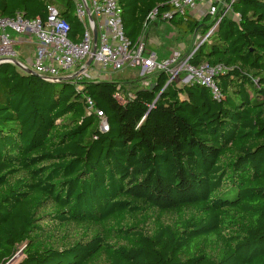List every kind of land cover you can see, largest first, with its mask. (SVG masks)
<instances>
[{
    "label": "trees",
    "instance_id": "obj_1",
    "mask_svg": "<svg viewBox=\"0 0 264 264\" xmlns=\"http://www.w3.org/2000/svg\"><path fill=\"white\" fill-rule=\"evenodd\" d=\"M167 1L119 0L126 36ZM51 4L79 42L74 0H0V17L45 20ZM231 10L189 60L222 67L219 100L196 82L162 91V71L154 90H79L0 63V264H264V0ZM169 23L207 35L212 17Z\"/></svg>",
    "mask_w": 264,
    "mask_h": 264
},
{
    "label": "built area",
    "instance_id": "obj_2",
    "mask_svg": "<svg viewBox=\"0 0 264 264\" xmlns=\"http://www.w3.org/2000/svg\"><path fill=\"white\" fill-rule=\"evenodd\" d=\"M202 1L207 2L206 13L212 17V25L206 35L207 40L222 18L231 10L234 0H168L166 4L170 9L161 13L158 7L153 9L148 15L145 30L156 20L169 22L175 14L183 16L190 14ZM74 2L76 16L83 25V35L79 42L70 39V25L60 15L59 8L53 4L48 5L45 20L27 19L21 13L14 17H0V63L14 64L25 73L30 69L51 82L60 79L71 80L76 84H82L86 80L112 81L113 71L138 69L140 72L138 84L147 89L154 83L152 77L162 71L168 77L162 91L174 81L183 82L187 79L184 84L192 82L202 84L212 91L215 99L221 98V91L214 78L222 71V67L190 64L189 60L198 47L187 54L175 51L167 58L159 59L155 52L148 50L143 38L144 33L135 41L126 36L119 0ZM235 16L238 18V15ZM30 39L35 44V56L31 60H21L16 49L17 40ZM128 95L130 98L134 97L132 93ZM115 98L121 103L126 101L121 84L118 85ZM87 103L89 113L95 112L101 118L104 117L102 112L96 110L90 98H87Z\"/></svg>",
    "mask_w": 264,
    "mask_h": 264
},
{
    "label": "rangeland",
    "instance_id": "obj_3",
    "mask_svg": "<svg viewBox=\"0 0 264 264\" xmlns=\"http://www.w3.org/2000/svg\"><path fill=\"white\" fill-rule=\"evenodd\" d=\"M207 12V10H205ZM207 15V13H206ZM229 17L235 18V14L230 10L227 14ZM202 19V18H201ZM200 19V20H201ZM144 41L148 47V50L156 52L162 56H170L173 52L179 51L183 54L191 52V50L199 47L203 42L206 41V35H203L201 31H197L193 34H185L178 31L169 22L163 20H156L145 30L143 35ZM23 60V59H21ZM109 70H112L109 68ZM113 80L120 81L124 78L138 79L140 77V72L138 69H129V71H113ZM177 80L179 85H183L186 82ZM77 88L81 90L82 84H77ZM106 128V121L103 117L100 123V129L104 130ZM20 258L18 257L11 264H15Z\"/></svg>",
    "mask_w": 264,
    "mask_h": 264
},
{
    "label": "crops",
    "instance_id": "obj_4",
    "mask_svg": "<svg viewBox=\"0 0 264 264\" xmlns=\"http://www.w3.org/2000/svg\"><path fill=\"white\" fill-rule=\"evenodd\" d=\"M207 10V2L206 1H202L198 8L194 11H192L190 14L191 16L197 18V19H201L204 15H206V11ZM17 45H16V49L19 53V57L20 59L23 60H31L33 59V57L35 56V44L34 41L32 39L30 40H23V41H18L17 40ZM155 52V51H154ZM156 53V52H155ZM157 54V53H156ZM159 59H164L167 58L168 56H162L157 54Z\"/></svg>",
    "mask_w": 264,
    "mask_h": 264
},
{
    "label": "water",
    "instance_id": "obj_5",
    "mask_svg": "<svg viewBox=\"0 0 264 264\" xmlns=\"http://www.w3.org/2000/svg\"><path fill=\"white\" fill-rule=\"evenodd\" d=\"M89 63H90V61H89ZM15 64H18L17 62H15ZM27 73H30V74H33V75H38V74H36L34 71H32V70H30V69H28L27 70ZM61 80L59 79V80H57L56 82H60ZM156 87V84L155 83H153V84H151V86L148 88L149 90H154V88ZM159 96V95H158ZM157 99V98H156ZM156 101V100H155ZM155 103V102H154Z\"/></svg>",
    "mask_w": 264,
    "mask_h": 264
}]
</instances>
